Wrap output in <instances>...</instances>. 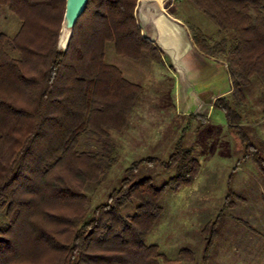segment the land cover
<instances>
[{
    "label": "trees",
    "instance_id": "obj_1",
    "mask_svg": "<svg viewBox=\"0 0 264 264\" xmlns=\"http://www.w3.org/2000/svg\"><path fill=\"white\" fill-rule=\"evenodd\" d=\"M177 0H166L171 7ZM216 28L190 31L196 49L225 64L231 94L213 108L227 123L263 180L264 159L243 129L241 108L254 83L264 89V0H182ZM138 0H88L66 51L57 49L65 0H0L19 21L0 34V264H192L147 245L162 211L164 193L195 180L199 164L178 140L167 161L133 162L105 202L88 207V187L99 186L117 160L111 132L120 133L143 92L105 59L107 44L132 61L164 64L162 50L143 37L135 18ZM261 114L264 116V109ZM173 175L161 187L136 180L138 166L158 163ZM131 212H128V211ZM207 237V260L218 239Z\"/></svg>",
    "mask_w": 264,
    "mask_h": 264
},
{
    "label": "rangeland",
    "instance_id": "obj_2",
    "mask_svg": "<svg viewBox=\"0 0 264 264\" xmlns=\"http://www.w3.org/2000/svg\"><path fill=\"white\" fill-rule=\"evenodd\" d=\"M143 1L138 0L135 8L138 21ZM155 1L169 18L172 7L184 22L213 39L218 37L217 28L186 2L177 0L171 7H165L166 0ZM156 25L161 39H171L178 54L185 49L180 42L185 36L187 47L190 44L194 47L196 59L200 57L218 66L207 65L196 83L182 78L176 71L170 51L162 50L164 64H157L148 57L132 61L117 56L112 44H107L106 61L119 68L127 80L142 84L144 89L124 129L120 133L111 132L117 160L99 186L88 187V207L105 202L109 193L120 186L133 162L145 158L165 162L174 144L181 140L183 148L199 164L197 176L191 185L163 194L162 211L145 243L157 245L159 252L171 261L183 262L178 252L187 249L195 257L192 264H264L263 180L255 165L244 160L243 144L229 127L224 112L213 107L208 112L211 100L198 92L225 90V95L231 94L226 66L205 58L194 46L190 31L181 23L171 25L159 19ZM18 27L16 17L0 9V34L12 36ZM141 32L144 33L142 29ZM262 109L264 89L254 83L246 92V102L241 108L242 126L264 159ZM159 162L138 166L133 173L136 180L148 179L161 188L173 175V169H165ZM214 230L218 239L204 261L206 240Z\"/></svg>",
    "mask_w": 264,
    "mask_h": 264
},
{
    "label": "crops",
    "instance_id": "obj_3",
    "mask_svg": "<svg viewBox=\"0 0 264 264\" xmlns=\"http://www.w3.org/2000/svg\"><path fill=\"white\" fill-rule=\"evenodd\" d=\"M176 2V1H175ZM170 14V13H169ZM171 15V14H170ZM147 16V17H146ZM145 19L146 21H144V32L146 33V35L151 38V39H156V41L158 42V45L160 46V48L164 51H170L168 53H171L169 55H171L174 59V66L177 68V72L181 73L182 78L186 79V80H191L192 82H199V80L201 79L202 76V70H205L204 68H206V66H211V67H217L218 64L214 63V62H210L206 59L203 58H195V53H194V47L192 48V45L190 44L187 47V44L185 43V41L187 40L185 36H183V38L181 39V43H183L184 45V50L182 53L178 54V50L177 48L174 46V44L171 43V39H161L159 32L155 30V28L153 26H150V23L148 24V16L149 14H146ZM173 16V15H172ZM174 17V16H173ZM175 19H177L176 17H174ZM178 20V19H177ZM180 21V20H178ZM179 23H181L184 27L185 25L180 21ZM172 25V24H171ZM185 29H187L185 27ZM189 32V31H187ZM172 38V36H170ZM190 43V41H189ZM186 45V46H185ZM207 59H209L208 57H205ZM211 61H214L212 59H209ZM216 61V60H215ZM199 94H203L205 95L204 97L207 99L209 98V100H211L209 105V110L208 112L211 110V108L213 107V102L214 99H217L220 96H224L226 91H220V92H215V93H205L204 90L199 91ZM205 100V99H204Z\"/></svg>",
    "mask_w": 264,
    "mask_h": 264
},
{
    "label": "water",
    "instance_id": "obj_4",
    "mask_svg": "<svg viewBox=\"0 0 264 264\" xmlns=\"http://www.w3.org/2000/svg\"><path fill=\"white\" fill-rule=\"evenodd\" d=\"M87 3H88V0H65L64 14H63V18H62L60 30L58 33V38H57V49L58 50L63 51V52L67 50L69 41L72 37L74 26L78 18L84 12ZM141 3H142V7L140 10L142 12L140 13V20L138 21L137 16L135 18H136L139 29L140 30L142 29V31H144V25H145L144 21H146L145 19L146 14H149L148 24L150 23V26H153L156 31H158L156 22L159 19H164L165 23L172 24V25H175L176 23L180 22L168 13L170 16L169 18L168 15L164 13L160 5L155 0H149V1L145 0ZM141 33L144 38L150 41H154L158 45V42L156 41V39L149 38L145 32L144 33L141 32Z\"/></svg>",
    "mask_w": 264,
    "mask_h": 264
},
{
    "label": "bare ground",
    "instance_id": "obj_5",
    "mask_svg": "<svg viewBox=\"0 0 264 264\" xmlns=\"http://www.w3.org/2000/svg\"><path fill=\"white\" fill-rule=\"evenodd\" d=\"M184 47V46H183Z\"/></svg>",
    "mask_w": 264,
    "mask_h": 264
}]
</instances>
